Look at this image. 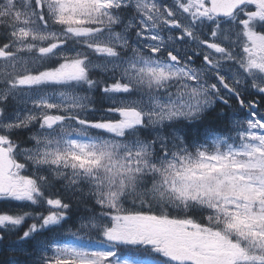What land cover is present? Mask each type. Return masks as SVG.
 <instances>
[{
  "label": "snow or ice",
  "instance_id": "1",
  "mask_svg": "<svg viewBox=\"0 0 264 264\" xmlns=\"http://www.w3.org/2000/svg\"><path fill=\"white\" fill-rule=\"evenodd\" d=\"M262 106L264 0H0L2 264H264Z\"/></svg>",
  "mask_w": 264,
  "mask_h": 264
},
{
  "label": "trees",
  "instance_id": "2",
  "mask_svg": "<svg viewBox=\"0 0 264 264\" xmlns=\"http://www.w3.org/2000/svg\"><path fill=\"white\" fill-rule=\"evenodd\" d=\"M19 234L20 233H17L16 235ZM16 235H11L7 237L6 240L2 244H0V264H2L4 259L9 255L7 249L11 245V243L16 239Z\"/></svg>",
  "mask_w": 264,
  "mask_h": 264
},
{
  "label": "flooded vegetation",
  "instance_id": "3",
  "mask_svg": "<svg viewBox=\"0 0 264 264\" xmlns=\"http://www.w3.org/2000/svg\"><path fill=\"white\" fill-rule=\"evenodd\" d=\"M260 97L259 96H256V95H250L249 97H248V99H259ZM233 103H235V102H233ZM262 107H264V106H262Z\"/></svg>",
  "mask_w": 264,
  "mask_h": 264
}]
</instances>
